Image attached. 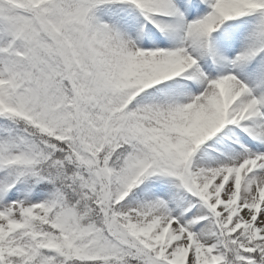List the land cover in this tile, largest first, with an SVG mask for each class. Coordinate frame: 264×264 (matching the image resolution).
Masks as SVG:
<instances>
[{
    "label": "snow or ice",
    "instance_id": "obj_1",
    "mask_svg": "<svg viewBox=\"0 0 264 264\" xmlns=\"http://www.w3.org/2000/svg\"><path fill=\"white\" fill-rule=\"evenodd\" d=\"M0 264H264V0H0Z\"/></svg>",
    "mask_w": 264,
    "mask_h": 264
}]
</instances>
